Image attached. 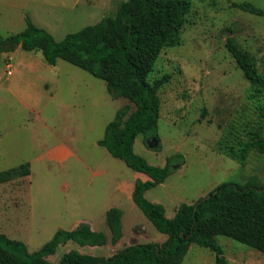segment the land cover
Listing matches in <instances>:
<instances>
[{
	"label": "rangeland",
	"instance_id": "rangeland-1",
	"mask_svg": "<svg viewBox=\"0 0 264 264\" xmlns=\"http://www.w3.org/2000/svg\"><path fill=\"white\" fill-rule=\"evenodd\" d=\"M123 0H0V35L26 28V18L57 40L116 12ZM250 1L264 10V0ZM178 46L167 47L151 79L170 75L159 90L158 139L161 149L135 139L134 150L163 167L180 153L184 163L145 196L173 217L183 203L204 198L224 182L264 185V153L253 150L245 167L218 150L220 142L238 146L251 130L264 128L250 84L226 47L227 29L257 60L264 74V15L235 8L229 0H192ZM10 56V57H9ZM130 105L113 98L106 82L58 59L49 64L41 50L18 47L0 60V172L23 165L29 174L0 183V233L40 249L59 229L89 223L108 243L61 244L49 260L57 263L71 249L110 257L137 243H161L158 231L133 201L137 171L99 142L117 111ZM241 142V143H240ZM113 207L123 210L124 236L110 241L106 221ZM229 264H264V253L226 236H217ZM182 264H216L215 253L192 244Z\"/></svg>",
	"mask_w": 264,
	"mask_h": 264
},
{
	"label": "trees",
	"instance_id": "trees-1",
	"mask_svg": "<svg viewBox=\"0 0 264 264\" xmlns=\"http://www.w3.org/2000/svg\"><path fill=\"white\" fill-rule=\"evenodd\" d=\"M229 2L245 12L264 15V10L253 2ZM192 7V0H123L114 14L62 40L37 26L30 17L23 31L7 37L0 35V60L4 53L18 47L41 50L49 64L55 65L58 59L70 62L104 80L111 97L127 98L134 104V110L125 105L117 111L99 143L133 170L149 177L136 179L132 198L155 228L167 235L161 243L132 244L107 258L71 249L55 263L48 257L61 244L74 241L81 246H103L108 243L107 235L82 222L72 230L59 229L40 249L31 252L23 241L0 233V264H182L192 244L212 250L216 264H229L217 240L219 235L264 253V185H259L255 177L245 183L224 182L195 203L181 204L173 217L167 216L164 205L145 196L147 190L165 182L184 163L183 155L176 153L163 167L150 164L135 152L134 144L139 134L145 136L146 145L148 140L159 137L158 92L170 75L150 77L163 50L180 44ZM232 32L227 29L226 47L248 80L249 96L258 102L264 119V74L256 58L235 40ZM249 135L238 148L230 142H220L218 150L245 167L253 150L264 153V128L251 130ZM153 149L159 150L161 145ZM175 164L178 165L174 167ZM29 173L23 165L1 171L0 183ZM122 218L123 210L118 207L107 211L112 244L124 236Z\"/></svg>",
	"mask_w": 264,
	"mask_h": 264
},
{
	"label": "water",
	"instance_id": "water-1",
	"mask_svg": "<svg viewBox=\"0 0 264 264\" xmlns=\"http://www.w3.org/2000/svg\"><path fill=\"white\" fill-rule=\"evenodd\" d=\"M159 144V139L157 137H153L151 140H149V146L154 148L157 147Z\"/></svg>",
	"mask_w": 264,
	"mask_h": 264
},
{
	"label": "crops",
	"instance_id": "crops-1",
	"mask_svg": "<svg viewBox=\"0 0 264 264\" xmlns=\"http://www.w3.org/2000/svg\"><path fill=\"white\" fill-rule=\"evenodd\" d=\"M117 7H118V5H117ZM116 7V8H117ZM10 54V53H9ZM10 57V56H9ZM137 174H138V178H141V179H143V180H147V179H149V177L146 175V174H144V173H141V172H137ZM91 225V224H90ZM78 226V225H77ZM92 227V226H91ZM165 240V239H164Z\"/></svg>",
	"mask_w": 264,
	"mask_h": 264
}]
</instances>
